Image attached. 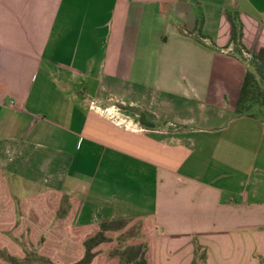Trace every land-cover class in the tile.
Here are the masks:
<instances>
[{"label":"crops","instance_id":"crops-1","mask_svg":"<svg viewBox=\"0 0 264 264\" xmlns=\"http://www.w3.org/2000/svg\"><path fill=\"white\" fill-rule=\"evenodd\" d=\"M229 15L250 60L264 0H0V264H264Z\"/></svg>","mask_w":264,"mask_h":264},{"label":"trees","instance_id":"trees-1","mask_svg":"<svg viewBox=\"0 0 264 264\" xmlns=\"http://www.w3.org/2000/svg\"><path fill=\"white\" fill-rule=\"evenodd\" d=\"M232 23L231 44L235 46L238 55L245 61L242 39L244 36L243 25L241 24L238 15H229ZM249 70L247 71L241 94L235 109V113L240 116H248L253 118H264V49L259 53L252 55L248 60ZM104 229V228H103ZM102 231L95 238L87 241V253L85 258L78 264H89L93 259L92 250L95 246L105 240ZM145 246H135L127 249L123 253H119L121 264H146Z\"/></svg>","mask_w":264,"mask_h":264},{"label":"rangeland","instance_id":"rangeland-1","mask_svg":"<svg viewBox=\"0 0 264 264\" xmlns=\"http://www.w3.org/2000/svg\"><path fill=\"white\" fill-rule=\"evenodd\" d=\"M135 113V112H134ZM136 114V113H135ZM136 231V230H135Z\"/></svg>","mask_w":264,"mask_h":264}]
</instances>
